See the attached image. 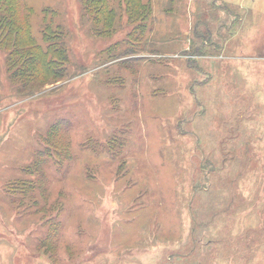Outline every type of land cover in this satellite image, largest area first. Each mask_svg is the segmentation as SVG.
<instances>
[{"label":"rangeland","instance_id":"obj_1","mask_svg":"<svg viewBox=\"0 0 264 264\" xmlns=\"http://www.w3.org/2000/svg\"><path fill=\"white\" fill-rule=\"evenodd\" d=\"M87 1L5 3L0 264H264V0Z\"/></svg>","mask_w":264,"mask_h":264},{"label":"trees","instance_id":"obj_2","mask_svg":"<svg viewBox=\"0 0 264 264\" xmlns=\"http://www.w3.org/2000/svg\"><path fill=\"white\" fill-rule=\"evenodd\" d=\"M8 1H10V0H8ZM8 1L7 0H0V31L4 27V29H3L4 35H1V32H0V48L8 49L10 51V53L7 56H12V53H13L12 50L14 48H16L17 45H19L18 41H19V39H21L25 43L29 44L28 49L31 51H29L30 53L27 57L30 58L31 65H33V66H37V65L43 66L44 65L49 70L50 68L47 67V64L49 62L51 63V61L49 60V57L51 55H54V54L58 55L59 53H61L60 51H62L61 50L62 43L57 42V41H60L61 38H63V36L61 35L62 33L58 30L51 32L50 30L45 29L41 32H38V33H41L40 38L36 37L32 33V31L29 27V24L27 25V27H24V26H22L16 22L14 14L12 12V9L14 7H16L15 6L16 3L13 2L12 5L6 6L5 3H9ZM98 2L102 3V9H104V6H103L104 0H99ZM91 3L93 4L94 0H88L87 1V4H91ZM88 8L90 9V5H88ZM84 13H85V11H84ZM12 18H13V20H12ZM143 18L142 19L144 21L146 18V14H144ZM144 27L145 26L144 25L142 26L141 24L137 25L135 27V29L127 35V37L130 36L131 34H133L137 30H141L143 32ZM60 36H61V38H60ZM5 38H8L10 40V42L7 43ZM44 38L45 39L47 38V40L51 41L49 44H47V47L45 48L46 51H44L43 48H41V45L38 43L39 39L42 40ZM13 40L15 42L14 44H13ZM2 42H3V45H2ZM4 43H6L5 46H4ZM25 49H27V48H25ZM53 50H55V51H53ZM51 51H53V52H51ZM7 56H6V58H7ZM6 58L4 57L5 61H8V59H6ZM30 68H32V67H30ZM40 68H44V67H40ZM23 73H24V71H23ZM41 73H45V71L42 70ZM40 75H43V74H40Z\"/></svg>","mask_w":264,"mask_h":264}]
</instances>
